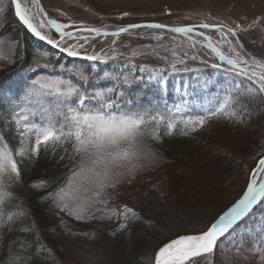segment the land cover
<instances>
[{
  "label": "rangeland",
  "instance_id": "1",
  "mask_svg": "<svg viewBox=\"0 0 264 264\" xmlns=\"http://www.w3.org/2000/svg\"><path fill=\"white\" fill-rule=\"evenodd\" d=\"M39 4L49 18L64 24H74L73 27L65 29L69 32L81 26L103 29L108 28L109 25L122 26L154 20L159 21L155 24L166 27L195 26L194 31L208 34L215 29L199 28L202 22L212 25L220 24L236 30L237 35L229 36V39L233 41L241 55L249 60L255 57L264 62V0H39ZM0 9H3L0 11V40L3 41L0 43V49L8 57V59L0 60V63L9 65L17 53H20L19 55L23 58H20L21 61L27 63L23 66L24 70L19 73L21 76L12 79V82H23L29 85L37 75H58L67 73V69H86V72L91 73L93 63L96 64L97 73L100 75L105 71L131 72L133 78L139 77V79H133V82L126 86L127 97L132 100L142 99L145 105H140L141 107L172 109L178 117L176 126L180 124L185 128V124L179 122L180 117L194 118L204 114L208 109H214L217 102L230 89H234L236 82H239L244 89L251 85L248 80L235 76L234 73L213 70L214 68L205 62L192 59L193 56L190 54L181 52L178 41L172 43L143 40L123 35L119 36L112 49L105 53L111 56L112 50L115 49L118 55L117 60L92 62L80 55L83 58H68L50 49L28 33L16 20L10 0H0ZM237 24L241 25V28L238 29ZM53 36L58 37L55 34ZM212 39L217 47L227 50L226 44L217 43L221 37L215 36V39L214 37ZM101 40L102 36H95V39L89 40L88 44H97ZM237 40L239 44H236ZM240 45L243 47L241 48ZM133 51L138 55L133 57ZM173 52L176 53L175 56ZM41 53H46V56L41 57ZM31 59L49 63L51 67L48 69L51 71L44 73V68H37L35 72L28 71L30 67H35ZM176 59H183L184 63H177L176 67L179 70L172 71L169 65ZM133 64L136 65L135 69ZM141 64L165 70L153 76L147 71L140 72ZM62 65L63 68H61ZM184 68L189 70L184 71ZM171 76L173 81L169 80ZM106 82L108 86L113 83L94 80L92 86L100 87ZM133 86L137 94L134 97L129 92ZM8 93L0 94V98L5 103V108L0 104V144H3V138H5L3 134H6L11 138L9 144L12 148H10L15 153L21 147V137L13 119L14 103H10L13 96ZM261 95H258L260 101H258L257 113L247 114L242 123H236V128L221 124L211 126L203 132L201 135L203 138H215L216 142L221 143L222 150L205 145L197 138L192 141L194 144L192 150L197 154L192 158L180 159L175 164L169 158L165 146L159 143V134L163 130L169 133L166 123L160 124L158 128L155 125L149 126L150 130H154L155 135L153 136L152 131H149L143 137L142 146L155 153V156L151 160L134 161L141 166L121 177V182L115 189L108 190L112 194L108 206L120 210L122 206L127 205L139 216L142 211L141 202L152 197L158 201L159 212L163 213L165 218L172 216L174 208L179 209L182 223L170 224L168 229L171 233L164 235L163 242L155 247L152 254L143 255L135 264H154L155 253L163 246L162 243L181 235L197 234L205 230L206 226L217 219L228 205L240 198L247 187L251 170L263 156L264 98ZM248 98H250V104L256 103L257 96L248 95ZM134 102L139 105L138 101ZM34 118L40 121L39 115ZM34 141V136L30 137L26 146L30 149ZM233 154L240 158L238 164L235 163ZM30 155L29 151L23 157L15 156V158H27ZM30 167L33 168L35 165ZM69 175L70 169L66 171L65 178L59 185L46 195V199L51 202L54 220L58 226L57 237L65 244L63 251L56 253L59 264H119L120 257L108 241L121 231L122 228L119 225L124 223L123 220L116 216L109 219L100 211L95 212L97 218L85 217L77 220L67 212H61L55 203V197L49 195L55 193ZM23 184L20 177L18 180L13 177L8 191L13 194L10 200L21 199L26 212L29 213L31 206L26 200V187ZM176 184L180 186V189L174 197H170L169 190ZM142 215L145 223L151 225L149 227L155 226V219L145 216L143 212ZM102 216L104 218H101ZM261 229H264V202L245 217L239 227L232 229L231 234L223 238L217 252L213 251L195 259L198 264H264L259 254L248 251L252 244H246L244 239H241V236L245 235L253 243V239L260 235ZM102 236L106 240L100 242ZM124 236L127 241H131L132 229ZM236 240L239 244L241 241L244 244L239 254L236 253L234 246L239 245L236 244ZM67 241L72 242L71 245H66ZM127 243L130 249L133 248L132 241L130 244ZM223 248L226 249L221 250Z\"/></svg>",
  "mask_w": 264,
  "mask_h": 264
},
{
  "label": "snow or ice",
  "instance_id": "2",
  "mask_svg": "<svg viewBox=\"0 0 264 264\" xmlns=\"http://www.w3.org/2000/svg\"><path fill=\"white\" fill-rule=\"evenodd\" d=\"M15 7V15L19 21L41 41H47L53 47H58L61 52H66L69 57L81 55L75 45L62 46L65 37L75 38L72 32L65 29L73 27L74 24H64L56 19L49 18L43 7L39 6V0H33V7L37 8L34 14L31 9L22 6L21 0H11ZM3 11V9H0ZM39 23H36V20ZM255 23V22H254ZM144 27L143 25H128L118 28L116 31L108 32L100 28L81 26L78 30L82 32L94 33L96 36L119 37L121 33L127 32L129 28ZM149 28H165L161 24L146 25ZM195 26H177L169 29L171 32L187 35L194 31ZM199 28L215 29L221 39L217 42L226 44L227 51L222 50L213 43L212 37L202 32L196 35L204 36L203 46L210 49L220 64H212L213 68L219 69L221 65H227L225 73L244 77L251 81V85L244 89L242 94L258 96L264 94V62L253 57L251 60L241 55V52L229 39L235 37L236 30L220 24L212 25L201 23ZM45 28L53 29L59 34V39L43 31ZM237 28L241 25L237 24ZM160 39V37H155ZM85 42H87L85 38ZM0 43H3L0 40ZM116 43L115 40L112 41ZM239 44V41H236ZM83 47V45H80ZM242 48L243 46L240 45ZM41 57L46 53H41ZM138 55L133 51L132 56ZM176 53L173 52V56ZM186 55V54H185ZM8 59L0 49V60ZM84 59L92 62H105L109 59L117 60L118 55L115 49L109 56L103 51L85 54ZM166 59V58H165ZM192 59H196L195 56ZM35 67H30L28 71L35 72L37 68H50V64L41 65L40 60L34 61ZM131 63V60H129ZM183 64V59L174 60L169 67L172 71H178L176 64ZM64 66L62 65L61 68ZM136 65L133 64V69ZM91 73L80 69H67L58 75L45 74L37 75L27 86L24 94L18 102L13 104V119L17 125V130L21 137V147L13 153L7 143L0 144V227L6 222L13 221L16 216L23 215L22 211L8 212L5 219L4 205L10 200L13 194L8 191L13 177L16 180L20 177L18 161L15 156L23 157L30 151L32 156L38 154L40 147L48 144L71 143L73 167L70 175L62 186L50 196L55 197V203L61 212H67L75 219L81 220L85 217L97 218L96 211H100L111 218L116 216L124 223L120 228L127 226V221L138 219V214L128 207L122 206L118 210L109 207L112 194L109 189H115L120 183V178L127 173H132L134 169L140 167L134 161L151 160L155 153L143 147V137L154 130H150V125L157 128L160 124L166 123L171 131L178 122V117L172 109L165 107H141L131 98L127 97L126 86H129L133 79L131 72L97 73L96 64L91 65ZM165 69L150 68L141 64L140 72H150L153 76L161 74ZM184 71L189 69L184 68ZM151 78V77H150ZM112 81L111 86H92V81ZM91 88V90H90ZM239 82L234 84V89H230L226 95L217 102L214 109H208L204 114L197 117L179 118L189 131H196L203 127L208 120L224 115L226 117L241 118L243 115L235 105L238 104V97L234 92L240 91ZM39 115L40 121L34 119ZM34 136V144L29 149L26 146L29 138ZM264 202V156H261L256 167L251 170L247 187L239 199H237L226 211L217 219L210 222L205 230L197 234L181 235L165 243L155 253L154 264H198L195 258L204 254L212 253L217 246V241L224 237L226 233L231 234L234 228L243 218L247 217L253 208ZM101 207L97 208L96 206ZM101 218H104L103 216ZM236 253L239 254L244 247L243 241L239 245H234ZM253 254H259L264 262V229L260 230V235L253 239L252 247L248 249ZM12 264H19L18 259H14Z\"/></svg>",
  "mask_w": 264,
  "mask_h": 264
},
{
  "label": "trees",
  "instance_id": "3",
  "mask_svg": "<svg viewBox=\"0 0 264 264\" xmlns=\"http://www.w3.org/2000/svg\"><path fill=\"white\" fill-rule=\"evenodd\" d=\"M140 22L157 23L159 21L146 20ZM19 54L20 53H17L14 60L7 66H5V63H0V94L9 92L8 94L18 97L21 92L23 93L21 90L25 87L26 83L12 82V79L21 76L19 73L24 70L23 66L27 65V63L21 61L23 58ZM36 60L37 59H31L30 61ZM26 62L28 61L26 60ZM45 63H41V65ZM39 68L44 67L41 66ZM44 70V73L51 71L48 68H44ZM80 70L86 71V69ZM64 74L67 75V73ZM243 92L244 88H240V91L234 93V95L238 97V104L235 105V107L243 113L239 119L236 117L229 118L221 115L208 120L203 127L198 128L194 132L189 131L188 128L180 125L175 126L174 130L168 131L169 133L163 130V132L159 134V143H161L162 146H165L172 163L175 164L178 163L180 159L192 158L195 156L197 153L195 154L192 150L194 145L192 141L197 138L199 139V142L204 143L205 145H210L212 148L215 147L222 150V144L216 142L215 138H203L201 135L211 126L215 125L223 124L231 128H236V123H242L243 119L247 117V114L251 112L255 115L257 113L260 97L257 96L256 103L250 104L248 94H242ZM0 104L5 108V103L1 98ZM3 135L5 137L3 138V143L5 142L10 145L11 138L7 137L6 134ZM10 147L12 148V145H10ZM40 149L42 150H40L35 156L30 155L27 158H15L18 161L20 179L26 187V200L29 201L31 210L29 213L26 212L24 202L21 199L16 198L14 200L6 201L3 209L5 219L7 213L10 211L15 212L19 210L23 212V215L16 216L13 221L6 222L3 227H0V264H12L14 259H18L19 264H59L56 253L57 251L62 252L65 244L62 239L57 237L56 231L58 226L54 220L51 202L46 199V195L59 185L62 179L65 178L66 171L72 168V145L71 143H50L47 146L42 145ZM262 151L264 152V149ZM222 153H224V151H222ZM234 159L235 163L238 164L240 158L235 157ZM32 165H35V167L31 168L30 166ZM179 189L180 186L177 184L171 186L169 196L174 197ZM158 205V201L152 197L145 201L143 200L140 205L142 206L141 216L139 215L138 219L127 221V226L122 228L115 237L108 241L113 245V250L120 257L119 264H135V262L139 261L143 255L148 256L152 254L155 247L163 242L164 239L162 238L164 235L171 233V230L168 229L170 224L174 225L182 223L179 209L174 208L172 210V216L165 218L164 214L159 212ZM231 205L232 204L228 205L227 208ZM227 208H225L221 214L226 211ZM142 212L145 216L152 217L156 220L155 226L149 227L151 225L145 223ZM147 228L148 230H146ZM131 229L133 248L130 249V247L127 246V242L130 244L131 241H127L124 235ZM241 237L246 244H252V242L249 241L248 236L243 235ZM103 240H106L104 236L101 237L100 242ZM168 242L169 241H166L162 243V245ZM65 243L66 245H71L70 243L72 242L67 241ZM236 244H239L237 240ZM218 249L219 243H217L214 251L217 252ZM224 249L226 248L221 250Z\"/></svg>",
  "mask_w": 264,
  "mask_h": 264
},
{
  "label": "bare ground",
  "instance_id": "4",
  "mask_svg": "<svg viewBox=\"0 0 264 264\" xmlns=\"http://www.w3.org/2000/svg\"><path fill=\"white\" fill-rule=\"evenodd\" d=\"M21 4L22 6H26L27 8L31 9V11L34 14L37 12L35 7H33V0H24V1L21 0ZM35 22L39 23V20L37 19ZM117 29L118 28L108 27L104 31L113 32V31H116ZM43 31H45L46 34H50L53 36L52 29L45 28ZM72 33L75 38L73 39V38L65 37V40L62 46L75 45L77 49L79 50V52L81 53L80 56H83V57L85 54H93L94 52H99L101 50L103 51V53L109 52L114 45L112 41L113 40L116 41L119 38V37H113V36H107V37L102 36V40L99 43L88 44V41L94 39L95 36H91L89 32H82V31H75ZM196 33H197L196 31H193L192 33H188L187 35H184V34H178V33L171 32L170 30L139 27V28H134L127 32L121 33L120 36H122L123 34L124 36L126 35L128 37H134V38L143 39V40H161V41L172 42V43L173 41H178L179 44L178 43L177 44L179 45L181 52H185V53L190 54L191 56H195L197 60L205 62L211 68H213L211 65L214 63L220 64V61L215 57V54L212 53L210 49L203 46V43L205 42L204 36H198L196 35ZM205 35L211 36L212 38L214 37V39H215V36H218V38L220 37L216 31L205 34ZM155 37H160V39H156ZM85 38L87 42H85ZM56 39H59V36ZM212 41L214 43L213 39ZM80 45H83V47H80ZM56 49L60 50L58 47H56ZM223 50L227 51L225 49ZM227 67H228L227 65H221V67L217 70H224ZM169 80L173 81V76H171ZM262 96L264 98V94H262Z\"/></svg>",
  "mask_w": 264,
  "mask_h": 264
},
{
  "label": "water",
  "instance_id": "5",
  "mask_svg": "<svg viewBox=\"0 0 264 264\" xmlns=\"http://www.w3.org/2000/svg\"><path fill=\"white\" fill-rule=\"evenodd\" d=\"M14 6V5H13ZM39 6H40V4H39ZM41 7V6H40ZM36 9V11H37V8H35ZM21 23V22H20ZM22 24V23H21ZM151 24V23H150ZM137 25H143L144 27L143 28H149V27H146V25H149V24H137ZM128 25H126V26H122V27H127ZM121 28V27H120ZM132 29H134V28H129V30H132ZM157 29V28H156ZM160 29H162V30H169V29H171V28H169V27H165V28H160ZM128 30V31H129ZM55 32V31H54ZM31 33V32H30ZM56 33V32H55ZM58 34V33H57ZM93 35L94 36H96L94 33H93Z\"/></svg>",
  "mask_w": 264,
  "mask_h": 264
}]
</instances>
